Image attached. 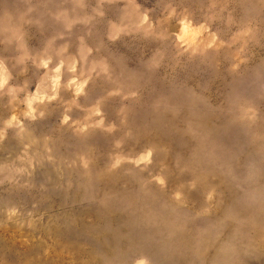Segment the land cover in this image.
I'll list each match as a JSON object with an SVG mask.
<instances>
[{
  "label": "rangeland",
  "instance_id": "374dc122",
  "mask_svg": "<svg viewBox=\"0 0 264 264\" xmlns=\"http://www.w3.org/2000/svg\"><path fill=\"white\" fill-rule=\"evenodd\" d=\"M0 264H264V0H0Z\"/></svg>",
  "mask_w": 264,
  "mask_h": 264
},
{
  "label": "bare ground",
  "instance_id": "6f19581e",
  "mask_svg": "<svg viewBox=\"0 0 264 264\" xmlns=\"http://www.w3.org/2000/svg\"><path fill=\"white\" fill-rule=\"evenodd\" d=\"M141 261V260H140Z\"/></svg>",
  "mask_w": 264,
  "mask_h": 264
}]
</instances>
